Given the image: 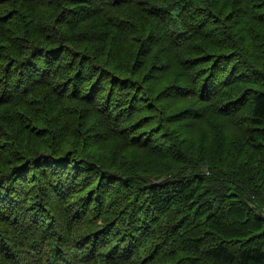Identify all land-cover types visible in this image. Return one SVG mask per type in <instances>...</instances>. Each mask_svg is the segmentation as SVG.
<instances>
[{
  "label": "trees",
  "instance_id": "obj_1",
  "mask_svg": "<svg viewBox=\"0 0 264 264\" xmlns=\"http://www.w3.org/2000/svg\"><path fill=\"white\" fill-rule=\"evenodd\" d=\"M0 264H264V0H0Z\"/></svg>",
  "mask_w": 264,
  "mask_h": 264
}]
</instances>
